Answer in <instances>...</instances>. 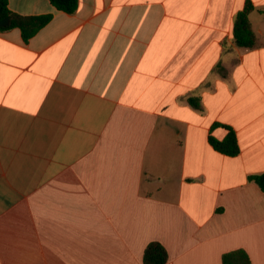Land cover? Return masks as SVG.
Masks as SVG:
<instances>
[{"label":"crops","instance_id":"crops-1","mask_svg":"<svg viewBox=\"0 0 264 264\" xmlns=\"http://www.w3.org/2000/svg\"><path fill=\"white\" fill-rule=\"evenodd\" d=\"M8 0L0 30V264H264V0ZM198 98L199 106L190 103ZM233 128L229 156L209 137Z\"/></svg>","mask_w":264,"mask_h":264},{"label":"trees","instance_id":"trees-1","mask_svg":"<svg viewBox=\"0 0 264 264\" xmlns=\"http://www.w3.org/2000/svg\"><path fill=\"white\" fill-rule=\"evenodd\" d=\"M50 1L58 10L70 14L76 12L79 7V0ZM254 10L255 5L253 2L247 0L243 10L236 15L233 36L237 44L241 47L253 48L257 45V39L249 18L250 13ZM7 17H11L10 23L5 26H0V30L18 27L22 32L24 41L28 42L40 29L51 21L53 15L43 14L25 16L17 14L10 10L8 0H0V22ZM190 103L195 107L199 106L198 98H190ZM226 127L229 130L228 135L222 140L210 136V144L215 150L223 154L236 156L241 151L238 136L233 128L230 126ZM249 179L256 182L264 192V172L250 175ZM167 261L168 254L163 245L158 242H152L147 246L144 253V264H166ZM222 264H252V261L245 250L238 249L223 254Z\"/></svg>","mask_w":264,"mask_h":264},{"label":"water","instance_id":"water-1","mask_svg":"<svg viewBox=\"0 0 264 264\" xmlns=\"http://www.w3.org/2000/svg\"><path fill=\"white\" fill-rule=\"evenodd\" d=\"M10 20H11V17H7L5 18L4 20H2L0 22V26H5V25H8L10 23Z\"/></svg>","mask_w":264,"mask_h":264}]
</instances>
